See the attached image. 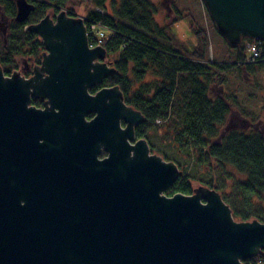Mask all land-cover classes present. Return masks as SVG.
<instances>
[{
    "label": "water",
    "instance_id": "1",
    "mask_svg": "<svg viewBox=\"0 0 264 264\" xmlns=\"http://www.w3.org/2000/svg\"><path fill=\"white\" fill-rule=\"evenodd\" d=\"M203 2L231 48L264 40V0ZM15 5L17 23L35 9ZM27 30L41 39L40 67L30 78L0 68V264H243L258 255L264 223L236 221L215 190L163 194L178 167L135 136L146 119L118 86L90 92L115 68L103 46L89 47L82 18L46 14Z\"/></svg>",
    "mask_w": 264,
    "mask_h": 264
},
{
    "label": "trees",
    "instance_id": "2",
    "mask_svg": "<svg viewBox=\"0 0 264 264\" xmlns=\"http://www.w3.org/2000/svg\"><path fill=\"white\" fill-rule=\"evenodd\" d=\"M69 1L31 0L34 11L17 23L15 0H0L1 11L12 19L6 38H0V67L5 75L17 68L18 56L41 59V40L27 26L51 8L57 13ZM86 1V25L105 28L102 45L116 70L102 86L119 87L125 103L146 119L136 127L135 136L145 138L149 149L178 167L180 174L166 195H191L197 183L219 193L236 221L264 223V134L228 127V101L212 95L214 86L210 89L211 75L201 64L202 54L193 49L191 54H198L195 59L196 55L170 42V26L156 21L151 0ZM91 40L89 36L88 43ZM243 264H264V248Z\"/></svg>",
    "mask_w": 264,
    "mask_h": 264
},
{
    "label": "rangeland",
    "instance_id": "3",
    "mask_svg": "<svg viewBox=\"0 0 264 264\" xmlns=\"http://www.w3.org/2000/svg\"><path fill=\"white\" fill-rule=\"evenodd\" d=\"M166 1L167 6L161 4L160 0H151L156 6V21L161 25L169 24L170 26L168 30L170 42L179 48L183 47L190 53V56L196 55L195 59H198V54H191V52L193 49L198 50L199 55L203 56L201 64L206 66L207 72L211 75L210 89H213V86H216L217 89L221 88L222 90L219 91L222 94L221 97L228 101L227 103L232 109L238 111L236 116L249 119L248 122L257 123V128H246L245 133L255 131L264 134V63H244L248 52L242 48L243 43L240 42L237 48H231L228 45L226 39L218 32L203 0ZM87 4L86 0H70L63 8H68L75 13V16H80L87 13ZM47 14L53 18L55 14L53 8ZM11 21L12 19L6 17L0 8V38H6ZM42 54L39 61H32L27 56L16 57L17 68L11 74L17 72L23 78H30L29 75L33 74L34 69L40 67ZM105 62L108 66L114 67L107 59ZM219 66L223 68L221 69ZM25 72L28 73L25 74ZM233 115L235 116V114ZM235 117L234 119L229 117V119L239 122V118ZM150 152L163 158L162 154L156 151L150 149ZM233 170V168H229L230 172ZM193 186L196 188L199 184L193 183ZM166 191L163 193L165 196H167Z\"/></svg>",
    "mask_w": 264,
    "mask_h": 264
},
{
    "label": "flooded vegetation",
    "instance_id": "4",
    "mask_svg": "<svg viewBox=\"0 0 264 264\" xmlns=\"http://www.w3.org/2000/svg\"><path fill=\"white\" fill-rule=\"evenodd\" d=\"M166 0H160V3L161 4H163V5H165V6H167V4H166ZM70 9H68V8H63V9H60V11H64L68 16H74V17H83V18H85L86 19V15H80V16H75V13H71L70 11H69ZM60 11H58V12H60ZM57 12V13H58ZM57 13H55L54 15H53V20H54V18H55V16H56V14ZM84 24H85V22H84ZM252 41H264V40H256V39H251V38H243L242 39V41H241V43H243L242 44V48L243 49H245V44L247 43V42H252ZM237 48V47H236ZM108 56V55H107ZM107 56H106V58H107ZM259 63H264V62H258V64ZM254 64H257V63H254ZM28 72H25V74H27ZM32 75L33 74H30L29 76H31L32 77ZM28 76V77H29ZM102 87H106V86H102V84L101 85H99V86H97L96 88H94V89H96L95 91H97V90H99L100 88H102ZM222 89L221 88H219V89H217V87L216 86H214V93H212V95L214 96V97H221V95L222 94H220L219 93V91H221ZM94 93V92H93ZM223 93V92H222ZM33 101H38V102H41L42 103V105L40 106V107H37L36 106V104H32V106H34V107H36V108H44V104H45V100H43V99H32L31 100V102H33ZM230 107V106H229ZM238 111L236 110V109H232L231 107H230V114L228 115V127H234V128H237V129H246V128H250V127H254L253 129H255V128H257L258 126H257V123L256 122H253V123H251V122H248V121H250L249 119H246V118H242V117H239V116H236V113H237ZM233 114H235V116L237 117V118H239V122H237V121H235V120H230L229 119V117H233V119H234V115ZM92 116L91 115H89L88 117H87V119H90ZM235 117V118H236ZM121 127H125V125H124V123H121ZM136 127L137 126H135L134 127V131L136 130ZM263 129V128H262ZM104 156H105V153L104 152H102V154L99 156V158H104Z\"/></svg>",
    "mask_w": 264,
    "mask_h": 264
},
{
    "label": "built area",
    "instance_id": "5",
    "mask_svg": "<svg viewBox=\"0 0 264 264\" xmlns=\"http://www.w3.org/2000/svg\"><path fill=\"white\" fill-rule=\"evenodd\" d=\"M80 18H82L85 22L84 25L87 30V36L92 38L91 42L88 43L89 47L93 48L102 46V40L106 36L105 28L99 26L98 24H91L87 27V20L83 17ZM244 47L248 52L247 58L244 62L245 64L264 62V59L262 58L264 52V45L262 44V41L247 42Z\"/></svg>",
    "mask_w": 264,
    "mask_h": 264
}]
</instances>
